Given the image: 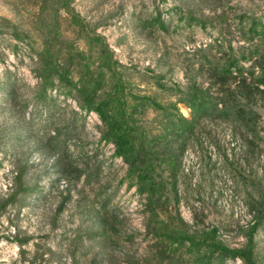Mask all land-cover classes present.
<instances>
[{
    "label": "rangeland",
    "instance_id": "374dc122",
    "mask_svg": "<svg viewBox=\"0 0 264 264\" xmlns=\"http://www.w3.org/2000/svg\"><path fill=\"white\" fill-rule=\"evenodd\" d=\"M29 1L0 0V18L28 38H0V82L9 70L34 87L39 72L33 61L43 55L48 72L60 68L59 80L48 74L50 91L55 83L53 95H64L60 103L69 97L60 127L75 113L86 118V127L74 144L80 161L66 174L60 176L54 158L29 153L34 167L26 178L52 194L45 206L32 199L19 218L12 210L3 220L6 235L19 229L29 241L23 249L1 241L0 264H31L38 250L50 260L49 248L54 259L44 264H214L217 248L243 256L225 264H264V106L257 108L260 138L245 144L224 123H212L213 139L189 144L179 155L174 143L161 142L170 140L168 115L176 114L173 85L201 90L193 99L213 103L216 87L197 74L199 66L212 64L219 73L264 85V0H72L71 12L47 14L40 26L30 13L33 4L24 6ZM104 106L106 115L98 111ZM179 109L190 117V109ZM118 126L129 131L126 140H118ZM141 144L155 168L145 187ZM13 164L12 157L0 160V193L16 177ZM97 165L101 179L85 189L77 175ZM69 190L73 198L53 229L51 214ZM97 196H113L111 207L120 215L99 218ZM180 233L186 240L173 236Z\"/></svg>",
    "mask_w": 264,
    "mask_h": 264
},
{
    "label": "trees",
    "instance_id": "16d2710c",
    "mask_svg": "<svg viewBox=\"0 0 264 264\" xmlns=\"http://www.w3.org/2000/svg\"><path fill=\"white\" fill-rule=\"evenodd\" d=\"M16 2H19V0H16ZM31 3L33 6L32 9L29 8L31 9L30 13L35 14L36 25L40 26V24H45L44 18L47 14L55 15L56 13L71 12L72 0H30L26 5L23 4L27 7ZM6 35L19 42L28 39L22 34L20 27L16 23L6 18H0V38ZM36 56L33 64L38 69L39 74L37 76H39V81L34 87L25 83L24 80L18 78L9 70L6 71L4 80L0 82V117L5 118L3 123L0 124V160L12 157L13 165L17 170L16 177L13 179L8 192L0 193V243L1 241L17 242L21 249L25 247L29 239L26 237L22 239L19 229H16V233L13 236L6 235L2 227L3 220L10 217L9 214L12 210L15 212V217L19 218L24 206L32 204V199L35 200V205L41 204L40 206H45L52 194L38 191V183H34L35 179L26 178L28 174H32L30 171L34 167V164L30 163L29 153L35 150V153L43 157V159L54 158V167L58 169L60 176L63 173L66 174L68 167L72 168L77 161H80L81 149L75 147L74 144L79 136L84 133L86 127V118L77 113L67 121V125L63 126V128L60 127L64 105L67 104L69 97L65 96L64 102L60 103V98L64 97L63 93L53 95L52 92L57 87L54 83L51 85L54 90L50 91L48 83L49 73L56 79L60 78V68L54 65L48 72L44 56L41 54ZM197 74L208 76L216 87L213 103L206 99L199 101L193 99L202 95L203 92L201 90L196 89L197 92H193L192 89L184 90L179 86L173 85L169 90L174 96L173 109L176 114L170 113L168 115L172 124L170 133L166 136L172 141L170 142V140L168 141L163 137L161 142L174 143L180 150L176 151L179 155V153L187 150L186 147L189 144L198 146L197 142L200 144L201 139L204 137L206 140L213 139L214 131L209 127L212 123H224L229 126L233 137L243 144H245L244 141L260 138L257 127L261 116L257 108L264 106V85L254 77L248 78L244 74L219 73L212 64L199 66ZM248 82H251V84H248ZM153 102L158 108L164 109L162 103L157 100ZM179 106L190 109V117H185L181 113ZM81 109L85 110L87 107L83 105ZM98 111L106 115L105 106L98 109ZM117 128L118 140H126L122 136H127L129 131L124 130L121 126ZM111 130H113L112 125ZM94 158L96 157L89 158V160L93 162ZM140 160L148 162V168L145 171L140 169V185L145 187L149 182L153 181L155 168L142 144L140 145ZM77 178L79 181L84 178L85 189L95 187L101 179V165H97L83 174L78 173ZM156 190L157 188L149 190L152 196H154ZM72 198V192L69 190L66 196H63L58 205H56L50 219L53 229L62 211L61 207L65 206ZM95 200L96 206H98L96 215L99 218L103 215L111 218L120 215L117 208L111 207L113 196L107 197L102 201H100L101 196H97ZM259 216V219L264 220V204L259 208ZM101 221L105 226V221L103 219ZM173 236L176 237V240L181 237L180 241H184L187 238L181 233ZM216 250H220L219 253L221 255L214 264H225L230 258L241 256L232 254L222 248H217ZM47 252L49 256L52 255L50 260L46 259L45 254H40L38 250V255H34L31 264H44L43 262L49 263L53 261L54 253L50 248L47 249ZM215 254L212 255L214 259H216Z\"/></svg>",
    "mask_w": 264,
    "mask_h": 264
}]
</instances>
